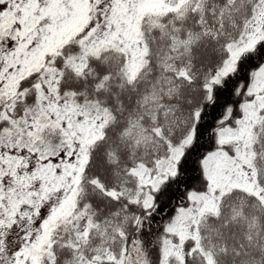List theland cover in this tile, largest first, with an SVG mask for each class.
<instances>
[{
	"label": "snow or ice",
	"instance_id": "6c2138e0",
	"mask_svg": "<svg viewBox=\"0 0 264 264\" xmlns=\"http://www.w3.org/2000/svg\"><path fill=\"white\" fill-rule=\"evenodd\" d=\"M0 264H264V0H0Z\"/></svg>",
	"mask_w": 264,
	"mask_h": 264
}]
</instances>
